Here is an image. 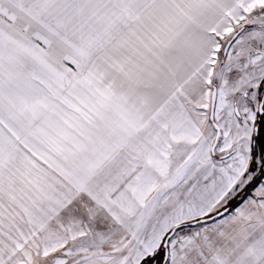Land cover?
<instances>
[{
  "label": "snow or ice",
  "instance_id": "1",
  "mask_svg": "<svg viewBox=\"0 0 264 264\" xmlns=\"http://www.w3.org/2000/svg\"><path fill=\"white\" fill-rule=\"evenodd\" d=\"M0 264H264V0H0Z\"/></svg>",
  "mask_w": 264,
  "mask_h": 264
}]
</instances>
